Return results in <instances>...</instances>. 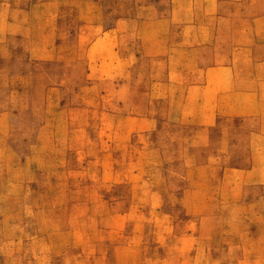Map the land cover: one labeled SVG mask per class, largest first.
Instances as JSON below:
<instances>
[{
  "label": "rangeland",
  "instance_id": "1",
  "mask_svg": "<svg viewBox=\"0 0 264 264\" xmlns=\"http://www.w3.org/2000/svg\"><path fill=\"white\" fill-rule=\"evenodd\" d=\"M0 264H264V0H0Z\"/></svg>",
  "mask_w": 264,
  "mask_h": 264
},
{
  "label": "crops",
  "instance_id": "2",
  "mask_svg": "<svg viewBox=\"0 0 264 264\" xmlns=\"http://www.w3.org/2000/svg\"><path fill=\"white\" fill-rule=\"evenodd\" d=\"M223 55H226L230 59L232 53L227 52ZM215 99L218 98L220 93H227L233 91L234 82L231 75L235 72L233 69V64L230 60L222 63L215 64ZM226 93V94H227Z\"/></svg>",
  "mask_w": 264,
  "mask_h": 264
}]
</instances>
